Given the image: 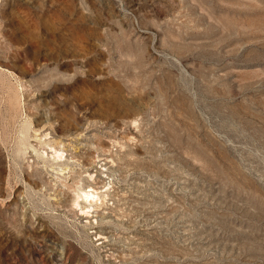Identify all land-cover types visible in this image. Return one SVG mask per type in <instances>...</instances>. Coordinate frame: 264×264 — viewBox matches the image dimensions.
I'll return each mask as SVG.
<instances>
[{
	"label": "rangeland",
	"instance_id": "rangeland-1",
	"mask_svg": "<svg viewBox=\"0 0 264 264\" xmlns=\"http://www.w3.org/2000/svg\"><path fill=\"white\" fill-rule=\"evenodd\" d=\"M0 264H264V0H0Z\"/></svg>",
	"mask_w": 264,
	"mask_h": 264
},
{
	"label": "bare ground",
	"instance_id": "bare-ground-1",
	"mask_svg": "<svg viewBox=\"0 0 264 264\" xmlns=\"http://www.w3.org/2000/svg\"><path fill=\"white\" fill-rule=\"evenodd\" d=\"M60 157V156H59ZM83 196H84V199L85 201H88L89 203H92L93 202V198L96 197L94 196V194H89V192H82ZM94 196V197H93ZM79 199V198H78ZM98 201V200H97Z\"/></svg>",
	"mask_w": 264,
	"mask_h": 264
}]
</instances>
